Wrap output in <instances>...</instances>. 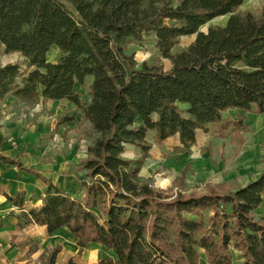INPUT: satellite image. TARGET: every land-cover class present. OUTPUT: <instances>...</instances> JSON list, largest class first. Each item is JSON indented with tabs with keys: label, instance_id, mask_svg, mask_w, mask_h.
I'll return each mask as SVG.
<instances>
[{
	"label": "trees",
	"instance_id": "16d2710c",
	"mask_svg": "<svg viewBox=\"0 0 264 264\" xmlns=\"http://www.w3.org/2000/svg\"><path fill=\"white\" fill-rule=\"evenodd\" d=\"M245 1L0 0V46L23 58V68L0 67V100L66 101L95 136L80 164L81 200L0 155L45 185L41 207L23 214L26 223L48 235L65 228L79 250L96 244L114 256L92 264H200L198 250L208 264H232L230 248L240 264H264V219L253 217L264 204V171L244 186L206 184L203 193L183 190L189 166L167 190L139 176L149 133L156 145L177 135L175 151H189L198 131L224 138L245 129L246 114L264 115V11L236 14ZM220 17H228L223 27L199 31ZM148 35L169 70L137 65L126 53ZM192 35L186 50L172 53L177 39ZM52 46L54 63L47 60ZM229 110L242 115L224 118ZM126 145L138 149L137 158H122ZM58 252L43 264H55Z\"/></svg>",
	"mask_w": 264,
	"mask_h": 264
},
{
	"label": "crops",
	"instance_id": "0c3cea01",
	"mask_svg": "<svg viewBox=\"0 0 264 264\" xmlns=\"http://www.w3.org/2000/svg\"><path fill=\"white\" fill-rule=\"evenodd\" d=\"M52 47L57 49L55 46ZM0 50L3 51L2 46H0ZM55 61H52L51 63H54ZM8 64L14 63L11 62ZM7 98L0 100V155L11 160L14 159L19 161L23 168H31L38 171L42 176L50 178L56 187L64 190L62 184L58 185L56 182H61L63 178L61 171L63 167L68 163H74V160L78 159L75 150L69 149L71 147V145H69L67 148L68 151L64 148L65 151L62 152L60 151L61 149L58 148V151L51 153L42 141L41 135L43 130H40V122H38L36 126H30V128L27 127L28 123L26 121L17 122L18 124L23 123L22 125H18V127H27V130L30 133L35 132V134L34 136L30 135L31 142H29L27 146H15L13 143L10 144L9 142L12 141V139L8 138L5 140L3 136H13L15 130H13L12 127L17 123L14 121L16 120V115H13L10 108L5 104ZM89 100V97L86 95V100L83 102L82 97L83 104L89 103ZM10 101H13V98H11ZM54 102L67 103L66 101ZM67 104L73 107L71 104ZM222 115L224 118H229L235 122L237 118L242 115V112L239 110H229ZM225 115L227 117H225ZM246 115L243 122L245 128L247 125L245 124ZM252 115L256 118L259 116L258 118L264 121V115ZM256 118L252 119L254 125ZM139 123L140 121L137 120L136 124ZM211 127L212 126H210V129ZM37 135L40 137L36 138ZM146 140L152 147L149 152V158L144 161L143 167L139 173V176L144 179L149 178L157 167L163 168L167 171L170 170L172 172H177V174L180 175L186 166H190V170L192 171L190 174L187 171L185 177V183L189 186L195 184L199 185L205 181L221 184L230 182L236 178V174H233L231 170L225 175L222 174V170H227L231 167L225 166L220 158L216 159L214 163L213 159L215 157H213V154H215L214 152H217L218 149L222 148V146L226 145V139L220 138L211 132L204 133L198 131L195 144L189 148V151L181 152L175 151L176 149L182 148L177 136L169 138L159 145L155 144L153 133H149ZM20 142L21 140H17L16 144ZM24 143L26 144V141H24ZM24 151H28L33 155L26 158L20 156ZM138 154L139 151L137 148L131 145H126L124 147L122 158L132 160L137 158ZM168 155H170V157L166 159V156ZM248 167V164L245 166L243 165L242 171L248 170ZM144 170L147 173L146 175L143 174ZM263 171L264 169L261 170L259 174L249 179L244 185L253 181ZM28 184H35L37 187L40 186L39 189H41V191L44 189L43 191L45 192V185L40 180H36L24 170L0 162V264H43V259L46 257L41 256L43 251L45 248L49 249L52 246H55L56 243L61 246V251L56 255L55 264H65L69 259L75 264H92L103 258L114 259V256L110 251H108V256H101L99 259H96V256H75L74 253L78 251V247L76 249V246L70 243V251L64 244L65 240L69 242L71 241V238H68L70 235L67 229L62 228L49 236L44 226L26 223L24 218H22L23 214H28L30 210L39 209L42 205V199L44 198L43 195L41 201L36 206H28V199L30 198ZM10 199H15L18 205L19 203L20 205L17 206L10 201ZM29 241H32L37 246L36 250L31 253H28ZM85 251L86 250L84 249V254L87 253Z\"/></svg>",
	"mask_w": 264,
	"mask_h": 264
},
{
	"label": "rangeland",
	"instance_id": "374dc122",
	"mask_svg": "<svg viewBox=\"0 0 264 264\" xmlns=\"http://www.w3.org/2000/svg\"><path fill=\"white\" fill-rule=\"evenodd\" d=\"M172 1L174 4L177 3V0ZM263 11L264 0H246L242 6L237 9L236 14L244 15L246 13H251L258 18L261 16ZM227 18L228 17L216 18L202 26L199 31L206 33L209 28L223 27L227 21ZM195 37V35H192L177 39L176 44L172 49V53H179L186 50L193 43ZM126 53L132 54L134 56V60L137 65L145 62L159 66L164 71L169 70L171 67L169 60L163 58L159 54L156 48L155 39L152 35L146 36L142 42L128 45L126 47ZM58 56V49L52 47L47 54V60L48 62L55 61ZM11 62L14 64H20L23 68L22 57L19 55H9L0 50V67ZM82 92L83 102H85L86 91ZM9 98L10 97L6 99L7 101H5V104H7V106L10 108L11 113L16 115V120H14L16 123L26 121L28 123L27 127L30 128V126H36L38 122H40V130H43L41 135L42 141L45 143L46 147L51 151V153L58 151V148L61 149L60 151L62 152H64L65 149L68 151L67 148L69 145H71L69 149L75 150V154L77 155L78 159L74 160V163H68L63 167L61 170L63 178L61 182L58 181L56 184H62V188L69 195L77 200H81L83 198L84 191L80 188L79 184L81 180H83L84 172L81 170L80 164L87 158V149L95 139V136L91 132L90 124L83 121L81 115L75 111V108L71 107L65 102L57 103L50 100L43 101L40 99L37 104L26 106L15 99L10 101L12 97L10 99ZM225 117L227 116L225 115ZM258 117L256 118L252 114H247L245 120V124H247L246 128L242 131H235L234 133L227 132L224 136L226 139V145L222 146V148L218 149V151L214 152L215 154H213V157H215L213 159L214 163L216 159L220 158L225 166L231 167L230 169L222 170L223 175L230 172V170L233 174H236V178L230 182H226L228 186H242L248 182L249 179L259 174V172L264 169V121L260 120ZM253 118H256L255 125L253 124L254 122H252ZM22 124L17 123L12 127V129L15 130L13 136H3V138L5 140L11 138L12 141L9 143H13L15 146H27L28 143L31 142L30 135L34 136L35 132L30 133L27 130V127H25L26 129L24 127L21 128L22 126L18 127V125ZM213 130L214 127H211V131ZM38 137L40 136L37 135L36 138ZM17 140H21V142L16 144ZM24 141H26V144ZM32 155L33 154H30L28 151H24L20 154V156L24 158ZM169 157L170 155L166 156V159ZM246 164L249 165V169L242 171L243 165L245 166ZM181 173L178 175L177 172H172L170 170L167 171L163 168L157 167L155 171L152 172V175L147 179L150 180L155 188L167 190L172 187L173 181L176 178H179ZM188 173H192L190 166L188 167ZM143 174H147L145 170L143 171ZM206 184L212 186L218 185L210 181H205L199 185L195 184L192 186H189L185 183L183 190L187 193H203L205 190L204 186ZM39 187H37L35 184H28V191L30 192L28 206H36L41 201L42 196L44 195V189L41 191ZM253 217L255 220L264 219V204L254 211ZM68 238H71V241L69 242L65 240L64 244L70 250V243L76 246V241L71 235ZM36 248L37 246L35 243L32 241L28 242V253L34 252ZM56 248H59V252L61 251V246L58 243L49 249L45 248L41 255L46 256L43 259V263L46 261L47 256ZM83 250L78 249V251L74 253L75 256H96V259H99L101 256H108V250L96 244H89L85 248V252H87L85 254L83 253ZM230 251L233 257L232 264H240L241 261L239 260V253L232 248H230ZM197 254L200 264H208L204 251L198 250Z\"/></svg>",
	"mask_w": 264,
	"mask_h": 264
},
{
	"label": "built area",
	"instance_id": "2783aa9c",
	"mask_svg": "<svg viewBox=\"0 0 264 264\" xmlns=\"http://www.w3.org/2000/svg\"><path fill=\"white\" fill-rule=\"evenodd\" d=\"M0 250H1V245H0Z\"/></svg>",
	"mask_w": 264,
	"mask_h": 264
},
{
	"label": "water",
	"instance_id": "95a60500",
	"mask_svg": "<svg viewBox=\"0 0 264 264\" xmlns=\"http://www.w3.org/2000/svg\"><path fill=\"white\" fill-rule=\"evenodd\" d=\"M177 136V135H176Z\"/></svg>",
	"mask_w": 264,
	"mask_h": 264
}]
</instances>
